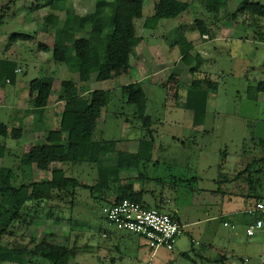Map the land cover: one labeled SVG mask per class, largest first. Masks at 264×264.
<instances>
[{
	"label": "rangeland",
	"instance_id": "374dc122",
	"mask_svg": "<svg viewBox=\"0 0 264 264\" xmlns=\"http://www.w3.org/2000/svg\"><path fill=\"white\" fill-rule=\"evenodd\" d=\"M182 1L189 2L187 11L175 18L159 20L155 28H144L143 21L152 14L154 4V0H144L143 16L135 20V26L137 35L145 45L141 44L138 57L131 58L129 75L121 74L107 81L91 80L85 86L87 90L110 91L109 103L101 110L97 119L94 139L117 140V149L130 151L136 149L139 138L147 132L133 117L134 106L123 98L119 88L128 78L135 80V77H140V73L148 74L142 79V88L146 95L145 113L152 120V136L156 148L152 150V155L156 166L145 165L144 168L141 167V171L147 178L152 179L163 176L168 180L169 174L189 178L195 169L199 177L204 176L201 182L197 181L194 185L190 182V187L179 190L162 208L166 213H174L175 209H178L177 215L182 219V233L173 248H160L151 255L152 250L147 246L144 237L130 231L118 230L104 218L102 209L105 203L92 199L89 189L79 190V201L71 213L66 209L68 203H58L64 209L57 211L62 216L59 223L53 222V218H48L45 210L40 209L38 217L28 227L14 223L3 236L5 243L17 241L20 244L21 241L33 249L39 241H47L77 248L68 264H261L262 255L264 260L263 234L255 233L248 237L243 225L231 229V225L223 226L221 220H217L214 236H200V230L205 224L198 221L204 217L200 205L210 201L212 212H216L225 206V203L221 202V197L216 192L211 195L199 194L195 188L199 183L200 187L217 190L221 183V179L216 178L219 172L218 164L223 152L228 151L226 167H233L236 155L241 154L245 147L246 151L248 150L245 155H248L253 149V142L264 144V94H261L256 102L247 97L248 87L260 80L264 81V74L261 72L264 69V53L248 51L242 57H236L234 53L231 56L214 50L216 45L220 50L226 49L230 42L208 41L191 52L193 56L198 53L202 61L205 60L192 75L189 69L195 62H183L174 42L181 36L192 39L193 33L188 30H193L191 26L194 25V19L207 18L208 14L199 0ZM71 2L75 12L80 15L93 11L94 0ZM262 3L264 4V0ZM0 14L3 15L0 20V58L15 61L18 69L15 81L11 83L0 77V123L12 127L19 124L15 120L20 121V105H27L28 96L25 89L31 79L44 77L56 88L58 80L77 79L73 78V73L64 67L63 63L38 61L42 58L43 51L38 44L48 43L47 36L43 35L44 32L40 28L46 14L43 0H0ZM57 14L61 18L64 17V12ZM182 16L186 18V25L191 24L190 26L182 25ZM14 33L34 35L30 40L10 38ZM194 34L198 35L197 30ZM174 69L180 72V87L177 90H167L165 86ZM155 71H158V74L152 75ZM205 77L217 84V90L208 97L203 124L205 130L195 131L189 117L191 113L183 107L182 102L191 80ZM168 85L170 86V83ZM51 100L53 102L54 96ZM241 116L250 119L248 125L255 127L256 136L261 140L252 139L248 135L244 141L238 137L240 130L235 128L236 123L223 122L227 117L240 123ZM21 118V121H24L23 116ZM213 120L217 122H212ZM27 126L23 128L24 136L21 139L5 140L10 155L5 160L0 158V166L11 165L16 156L24 152L23 146L28 145L32 139L30 136L25 138L29 134ZM225 126H233L234 131L224 130ZM156 160H159L158 165ZM68 174L77 176L88 184H93L95 179V170L85 164L68 168ZM131 175L132 173L122 174L123 178ZM49 176L48 172L36 170L33 179L42 181ZM17 177L19 180V176ZM156 189L161 191L162 188L156 186ZM110 193L112 194L113 190ZM147 202L154 206L149 200ZM226 221L230 220L227 218ZM222 236L233 237L237 242L233 254H227L230 256L226 262L218 258L220 252L214 249L218 245H228V240L221 239ZM183 253L188 254L189 258H185ZM246 258L248 261L243 263ZM32 260L40 262L37 257Z\"/></svg>",
	"mask_w": 264,
	"mask_h": 264
},
{
	"label": "trees",
	"instance_id": "16d2710c",
	"mask_svg": "<svg viewBox=\"0 0 264 264\" xmlns=\"http://www.w3.org/2000/svg\"><path fill=\"white\" fill-rule=\"evenodd\" d=\"M143 2L144 0H94L93 11L80 15L75 12L71 0H43L46 14L40 28L51 35L53 41L51 47L43 44H38V47L43 51H50L53 61L63 63L70 71L77 73L78 77L77 80L60 81L55 100L64 102V105L60 112L54 113V118L58 120V125L54 128L44 117L52 92V82L44 77L29 81L26 113L31 114L33 120L28 131L43 132V141L30 145L26 151L16 156L11 165L0 166V264H68L77 248L39 241L30 249L21 241L20 244L17 241L7 244L3 241V236L14 223L28 227L38 217L40 209L45 210V215L53 218V222L59 223L62 216L57 211L64 209L58 203H68L66 209L71 213L79 201L77 193L80 189H89L92 199L104 202V207L128 199L159 209L157 205L151 206L144 200L143 195L147 190L134 188L136 179L142 182L148 179L141 170L152 161L155 145L152 120L145 113L146 95L142 80L129 82L119 88L123 98L134 106L133 117L147 132L139 138L135 152L117 149V140L94 139L97 119L101 110L109 103L110 91L93 89L80 92L81 87L91 80L106 81L128 71L131 58L136 57V47L141 40L134 21L143 16ZM202 4L207 12L217 14L226 6V0H202ZM188 7L189 2L182 0H154L153 12L145 17L143 26L155 28L159 20L178 17ZM242 10L251 17L264 19V4L260 2L241 0L237 13ZM57 12H64V17L61 18ZM2 17L0 14V20ZM197 25L200 36L207 32L205 25L198 20ZM33 35L14 33L10 38L30 40ZM174 43L178 46L183 62H195L189 69L193 75L203 62L198 54H191L193 42L181 36ZM16 71L15 61L0 58V77L11 83L15 81ZM179 73L176 69L171 71L168 81L170 86L168 83L165 86L167 90H177L180 87ZM216 90L217 84L206 77L191 80L182 104L185 109L192 111L194 126L203 123L209 94ZM259 92H264L263 80L248 87L247 97L256 99ZM22 131L21 124L9 127L0 123L2 160L10 155L5 140H18ZM54 164L56 165L52 166ZM83 164L95 170L93 184L68 174V168ZM36 170L50 171L51 178L34 180ZM127 173L132 175L123 178L122 174ZM156 179L160 180L159 177ZM172 217L177 220L175 215ZM182 255L189 258L186 253ZM34 257L39 258L40 262L33 261Z\"/></svg>",
	"mask_w": 264,
	"mask_h": 264
},
{
	"label": "crops",
	"instance_id": "0c3cea01",
	"mask_svg": "<svg viewBox=\"0 0 264 264\" xmlns=\"http://www.w3.org/2000/svg\"><path fill=\"white\" fill-rule=\"evenodd\" d=\"M199 1L202 3V0H199ZM249 1L262 3V0H249ZM240 2L241 0H226V6L220 9L217 14H211L205 11L208 14L207 18L205 17L204 19H201V18L194 19V23H193L194 25L191 26L193 30L192 31L188 30V32L193 33V38L188 39L192 41L194 44L193 50L195 47L200 46L201 44L203 45L204 43H207L208 41H213V42L225 41V42H230L229 47H227L226 49L220 50L218 46L216 45L214 46V50H216L219 53H228L231 56H232V53H234L236 54V57H242L246 55L244 53L248 51H251V53H264V21L259 18L249 16L247 12L243 10L237 13V9H238ZM185 20H186L185 16H182V22H183L182 25L184 27L190 26L191 24L186 25ZM197 20L199 21V23H202L203 26L205 25L207 29V32L201 36L199 35V30L197 28L198 26ZM134 24H135V21H134ZM196 30L198 32V35L194 34ZM43 35L47 36L48 38V43L44 45L51 47L52 41H53L51 35L45 32L43 33ZM38 37H44V36L38 35ZM141 44L143 43L140 40L138 46L136 47V57L139 56L138 51L142 48ZM41 54H42L41 56L42 58L38 59L39 62L51 63V61H53L50 51H41ZM157 72L158 71H155L151 74L157 75L158 74ZM261 72H263L264 74V69ZM72 73L74 75L73 78L77 79L78 77L77 73L75 72H72ZM128 73H129V69L123 74L128 76L129 75ZM139 76L140 77H135L136 78L135 80H133V78L131 79L128 78V80L125 81L124 84H127L132 81H140L146 76H148V74L146 75V73L144 74L140 73ZM129 80H132V81H129ZM58 82L60 84V80H58ZM258 82H256V84ZM59 84H58V88H56L54 87V84L52 83V92H51L50 99L48 101L46 115L44 116L45 119L50 122L53 128L58 125V120L57 118H54V113L60 112L63 109V105H64V102L55 100L58 94ZM256 84H254L253 86H255ZM87 91L88 90L85 88V86L81 87L80 89L81 93H85ZM26 93L28 96V87L27 89H25V94ZM261 94H264V92H259L257 94L256 99H250V98L249 99L256 102L260 98V96H262ZM52 96H54L53 102H51ZM19 108H20L19 109L20 110L19 112L20 121L15 120V122L19 124H15L14 126L21 124L22 130H23L24 126L28 125L27 127H29L31 125L33 116L31 114L26 113L27 105L22 106L21 104ZM187 111L191 113L189 117L192 122V117H193L192 111L190 110H187ZM22 116L24 118V121H21ZM229 119L230 118L226 117L223 120V122L225 124L226 123H236L235 128L240 130L238 132L239 138H242L244 141H246L245 136L249 135L250 138L252 139L257 138L261 140L259 137L256 136L255 127L248 125L250 121L249 118L241 116L240 120L243 123L242 122L239 123L237 121H234L232 119L229 120ZM212 122L216 123L217 121L213 120ZM204 123H205V118L201 125L194 126L192 124L193 129L195 131L196 130L198 131V129H202L204 131L205 130L203 126ZM233 128H234L233 126H228V127L225 126L224 130L229 129V130L234 131ZM226 133L230 134L229 132H226ZM23 134H24V131H22V135L20 139L22 138V136H24ZM29 136L32 139L28 142L29 143L28 145L23 146V148H25V151L30 145L43 141V132L41 131H32V132L29 131V134L25 138L27 139V137ZM244 141L242 142L243 148L245 147ZM253 144H254L253 149L252 151L249 152L248 155H245L246 152L248 151V150L246 151L245 149L246 147L241 151V154L236 155V160H235V164L233 165V167H228V165L226 167V163L228 161L227 160L228 151H225L222 153L223 157L218 164L219 172L216 177V178L221 179V183L216 191L209 189L207 187L206 188L200 187L199 183L197 186H195L196 191H198L199 194L204 193V194L211 195L216 192L221 197V202L225 203V206H222L220 210L216 212H212L211 210L212 203L210 201H207L206 203H203L200 205L204 217L202 219H199L198 221L205 223L204 224L205 226L203 225V228L200 230V236H202L203 238H209L207 236L212 237L216 234L215 233V231L217 230L216 224L220 220L223 226L229 227V225H231L230 226L231 229H235L238 227V225H243L244 228H246L248 225L252 224L256 218L259 217V215L254 211V207H255V203L264 197V164H263L264 144L262 142H258V143L253 142ZM155 149L156 148L154 147V150ZM136 150H137V147L136 149L130 150L128 152H135ZM154 160L155 159L152 158V161L147 165V167H149L150 165H152L153 167L156 166L154 164L155 162ZM156 164L157 165L159 164V160H156ZM196 171L197 170L195 169L193 171V175L190 176L189 178H184L183 175H181L180 177L178 174L177 175L169 174L168 178L170 179L168 180H166L165 179L166 177H163V176H159L160 180L156 179L158 177H155V179H152V178L145 179L144 182H142V180L140 179H136L134 182V188L136 190H140L141 188H144L145 190H147V192L144 193L143 195L144 200L146 201L149 200L154 205H157L159 209L162 211V208L166 205V203L169 200L171 201L173 196L177 195L179 190H181L182 188L190 187L191 186L190 182H192V184L194 185L197 181L201 182L202 179H204V176L199 177ZM45 172L50 173V171H45ZM50 178H51V173H50V176L46 177L44 180H48ZM172 178L173 180H171ZM36 181H40V180H36ZM156 186H161L162 188L161 191L159 190L157 191ZM252 199L253 201H251ZM177 212H178V209H175L174 213H168V214H171L172 216L175 215L177 220L180 222V224L183 225V223L181 222L182 219L181 217H178ZM227 218L230 221H226ZM255 233H260V232H255ZM260 234H263V233H260ZM221 239L228 240V245H222V246L218 245L214 249H217V251L220 252L219 253L220 255H218V258L222 262H226L228 257L231 254H233L234 246L235 244L237 245V242L233 240V237L226 238V236H222ZM206 245H210V244H206ZM229 253L230 255L228 256L227 254ZM260 259H261V264H264L263 255H262V258ZM243 263H244V260H243Z\"/></svg>",
	"mask_w": 264,
	"mask_h": 264
},
{
	"label": "built area",
	"instance_id": "2783aa9c",
	"mask_svg": "<svg viewBox=\"0 0 264 264\" xmlns=\"http://www.w3.org/2000/svg\"><path fill=\"white\" fill-rule=\"evenodd\" d=\"M106 220L118 230L138 234L147 242L154 255L157 249L171 250L182 233V225L170 214L153 207H146L136 201H122L103 208ZM254 211L259 215L254 223L245 229L247 236L255 232L264 235V198L255 203ZM248 259H244L247 262Z\"/></svg>",
	"mask_w": 264,
	"mask_h": 264
},
{
	"label": "bare ground",
	"instance_id": "6f19581e",
	"mask_svg": "<svg viewBox=\"0 0 264 264\" xmlns=\"http://www.w3.org/2000/svg\"><path fill=\"white\" fill-rule=\"evenodd\" d=\"M244 38V37H243Z\"/></svg>",
	"mask_w": 264,
	"mask_h": 264
}]
</instances>
